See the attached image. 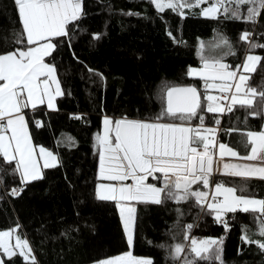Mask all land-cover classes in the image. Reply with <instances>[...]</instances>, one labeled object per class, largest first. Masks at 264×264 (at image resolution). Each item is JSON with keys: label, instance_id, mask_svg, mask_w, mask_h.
Masks as SVG:
<instances>
[{"label": "trees", "instance_id": "16d2710c", "mask_svg": "<svg viewBox=\"0 0 264 264\" xmlns=\"http://www.w3.org/2000/svg\"><path fill=\"white\" fill-rule=\"evenodd\" d=\"M184 12V17L171 10L158 12L149 0H84L82 18L74 28L70 25V42L60 38L56 51L46 58L57 67L64 95L56 100L58 110L42 106L35 112L26 110V118L44 122L40 128L29 123L33 143L57 155L58 165L44 169L43 179L23 185L18 173L12 171L14 164L0 158V230L19 225L36 264H94L130 250L116 203L101 201L96 194L99 164L94 142L105 115L155 121L163 110L156 95L162 82L196 86L203 95V81L187 74L189 67H202L201 43L205 56L216 52L214 57H222L233 68L247 54L264 57V48L250 50L249 44L239 39L248 31L252 43L264 44V11L255 23L222 15L206 18L199 14L200 8ZM20 29L14 0H0V51L25 47L12 43ZM5 37L6 44L2 42ZM223 38L229 45L216 48ZM245 74L250 75L251 86L264 82V59L255 72ZM248 111L237 106L232 113L206 114L207 125L215 117L221 119V142L236 150L246 148L241 155L249 151L242 143L246 137L234 132L228 135L227 130H261L263 116H248ZM217 178L228 186L244 185L249 195L264 198V180ZM17 187L23 188L20 195L6 196ZM226 219L227 231L194 199L139 204L131 251L137 257L152 259L153 264H185V260L220 264L215 259L195 258L190 240L224 237L223 264H264V251L241 240L245 226L253 239H264L253 234L259 226L254 215L229 213ZM189 224L193 225L190 232ZM176 244L185 245L179 259L174 258ZM0 257L4 264H27L19 255L9 259L0 253Z\"/></svg>", "mask_w": 264, "mask_h": 264}, {"label": "snow or ice", "instance_id": "6c2138e0", "mask_svg": "<svg viewBox=\"0 0 264 264\" xmlns=\"http://www.w3.org/2000/svg\"><path fill=\"white\" fill-rule=\"evenodd\" d=\"M149 2L161 13L171 10L184 17L185 9L200 8L199 14L206 18L218 19L222 15L226 19L252 23L264 11V0ZM14 4L21 29L12 43L25 47L0 51V158L14 164L12 171L18 173L21 184L26 185L44 178L42 168L58 165L57 155L33 143L29 123L40 128L44 122L26 118V110L35 112L42 106L58 110L55 101L64 91L55 63L46 58L56 51L60 38H69L70 42V25L74 28L84 13L83 0H14ZM251 35L244 31L239 39L248 43L250 50L264 48V44L252 43ZM2 42L6 44L7 37L2 38ZM222 45L228 46L229 41L223 38L215 47ZM200 47L202 67H189L187 74L203 81V95L196 86L166 87L162 97L165 106L154 122L105 115L102 132L96 135L98 176L105 181L97 185V198L116 203L130 247L134 241L137 205L161 204L165 200L179 203L194 199L196 205L214 216L226 231L229 213H251L259 221L257 232L253 234L264 237V198L249 195L244 185L228 186L226 182L213 180L215 175L264 179V128L243 133L250 150L241 155L218 139L220 118L211 119V126L206 125V114L232 113L237 106L249 110L248 116H264V82L251 86L248 84L250 75L245 74L255 72L264 57L247 54L243 62L233 68L224 63L222 57L205 56L203 43ZM212 91L219 94L214 95ZM165 117L172 122H160ZM192 120L198 121L196 126L191 125ZM226 157L242 162H231ZM150 178L155 182H150ZM21 191L23 188H12L11 195L17 196ZM19 227L0 230V253L9 259L19 255L27 264H36L33 249L19 234ZM192 227L187 225V230L190 232ZM223 240L224 237L191 239L190 252L199 260L215 259L223 264ZM241 240L264 251V239H253L246 226L242 227ZM184 252L185 245L174 246V258H181ZM0 264H4L2 257ZM96 264H153V260L137 257L129 250ZM185 264H195V260H185Z\"/></svg>", "mask_w": 264, "mask_h": 264}, {"label": "crops", "instance_id": "0c3cea01", "mask_svg": "<svg viewBox=\"0 0 264 264\" xmlns=\"http://www.w3.org/2000/svg\"><path fill=\"white\" fill-rule=\"evenodd\" d=\"M84 1V0H83ZM213 92V91H212ZM59 97H57V99H58ZM56 99V100H57ZM55 104H56V101H55ZM46 108V107H45ZM56 108H57V106H56ZM47 109V108H46ZM47 110H49V109H47ZM49 111H54V110H49ZM216 115H219V114H216ZM215 118H217V117H215ZM219 118V117H218ZM160 122H172L171 120L169 121V120H167V121H160ZM177 123H179V121H176ZM197 123H198V121L196 122V123H191V125L192 126H196L197 125ZM263 124V123H262ZM207 125V124H206ZM208 126H211V125H208ZM102 128H103V123H102V127H101V129H100V131L99 132H102ZM99 132H97V133H99ZM235 134H243V133H245L246 131H240V130H238V131H233ZM233 132H228V135L229 134H231V133H233ZM97 133L95 134V142H94V156L95 157H97V159H98V146H97V142H96V135H97ZM242 143H246V138L244 139V140H242ZM246 148L243 146V148H239V149H235L236 151H238L239 153H244V150H245ZM249 150H250V147H249ZM226 160H230L231 162H236V163H240V162H242V161H239V160H236L235 158H230V157H226L225 158ZM98 164H99V160H98ZM41 165H42V161H41ZM43 168H42V172H43ZM217 177H228V176H222V175H215L214 177H213V179H214V181H220ZM233 178H240V179H253V180H264V179H260V178H258V177H250V178H241V177H233ZM150 181H151V178H150ZM100 182H105V181H101V180H99V183ZM116 207H117V205H116ZM117 209H118V213H119V216H120V220H121V223H122V227H123V229H124V226H123V220H122V218H121V215H120V211H119V208L117 207ZM124 232H125V230H124ZM125 235H126V232H125ZM129 248H130V250H131V248H132V246L130 247L129 246ZM94 264H96V263H94Z\"/></svg>", "mask_w": 264, "mask_h": 264}, {"label": "rangeland", "instance_id": "374dc122", "mask_svg": "<svg viewBox=\"0 0 264 264\" xmlns=\"http://www.w3.org/2000/svg\"><path fill=\"white\" fill-rule=\"evenodd\" d=\"M207 5H202V7H206ZM156 9V8H155ZM214 54H216V52H212L211 53V55H208L209 57H214ZM173 84L172 83H169V82H162L161 84H160V86L158 87V90H157V98H158V101L160 102V105H161V107H162V109L164 108V106H165V103H164V100H163V91L166 89V87H170V86H172ZM212 94H213V92H212ZM163 121H167V120H163ZM170 121V120H169ZM150 122V121H149ZM152 122V121H151ZM154 122V121H153ZM100 183H102V182H100ZM99 184V183H98ZM18 232H19V230H18ZM19 234H20V232H19ZM21 235V234H20ZM126 239H127V236H126ZM13 243H14V238H13V241H12Z\"/></svg>", "mask_w": 264, "mask_h": 264}, {"label": "built area", "instance_id": "2783aa9c", "mask_svg": "<svg viewBox=\"0 0 264 264\" xmlns=\"http://www.w3.org/2000/svg\"><path fill=\"white\" fill-rule=\"evenodd\" d=\"M213 94H214V95H218L219 93L213 91ZM218 128H219V135H220L221 126L219 125ZM219 135H218V139H219ZM213 180H214V179H213ZM17 188H21V187H17ZM20 193H21V192H20ZM20 193H19V195H20ZM9 195H11V193H10V194H6L7 197H9ZM11 196H13V195H11ZM17 196H18V195H17Z\"/></svg>", "mask_w": 264, "mask_h": 264}, {"label": "water", "instance_id": "95a60500", "mask_svg": "<svg viewBox=\"0 0 264 264\" xmlns=\"http://www.w3.org/2000/svg\"><path fill=\"white\" fill-rule=\"evenodd\" d=\"M95 1V0H94ZM184 87H186V86H184ZM262 128H264V116H263V124H262Z\"/></svg>", "mask_w": 264, "mask_h": 264}]
</instances>
